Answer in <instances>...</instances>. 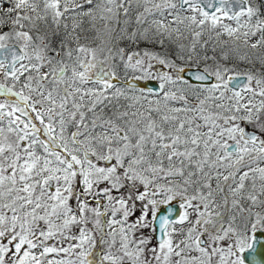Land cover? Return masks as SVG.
I'll list each match as a JSON object with an SVG mask.
<instances>
[{"label": "snow or ice", "instance_id": "1", "mask_svg": "<svg viewBox=\"0 0 264 264\" xmlns=\"http://www.w3.org/2000/svg\"><path fill=\"white\" fill-rule=\"evenodd\" d=\"M0 264H264V0H0Z\"/></svg>", "mask_w": 264, "mask_h": 264}]
</instances>
